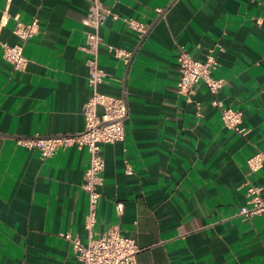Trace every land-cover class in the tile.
I'll list each match as a JSON object with an SVG mask.
<instances>
[{"label": "crops", "instance_id": "0c3cea01", "mask_svg": "<svg viewBox=\"0 0 264 264\" xmlns=\"http://www.w3.org/2000/svg\"><path fill=\"white\" fill-rule=\"evenodd\" d=\"M104 3L113 16L100 30L107 75L100 91L125 95L128 118L125 141L101 146L104 183L92 235L119 228L136 241L137 264H264V217L238 215L248 183L264 196V166L250 175L247 165L264 155V0ZM88 12L86 0H0L1 44L19 42L17 21L39 22L24 71L0 47V264H81L66 235L89 242L81 189L88 151L74 145L42 160L17 144L84 130ZM125 19L149 27L143 41ZM109 45L133 51L130 64ZM180 48L197 60L215 52L214 75L226 81L218 98L243 113L246 136L223 127L204 84L190 100L178 93Z\"/></svg>", "mask_w": 264, "mask_h": 264}, {"label": "built area", "instance_id": "2783aa9c", "mask_svg": "<svg viewBox=\"0 0 264 264\" xmlns=\"http://www.w3.org/2000/svg\"><path fill=\"white\" fill-rule=\"evenodd\" d=\"M86 1L89 3V12L83 21L87 27L83 50L88 55L86 65L89 71L88 86L91 95L82 111L85 128L82 132L72 136L41 137L36 135L31 138H19L17 144L29 150L37 149L42 160L51 158L60 148L74 145L84 147L90 155V166L84 173L81 189L88 199L85 226L91 235L87 245L82 244L77 237L71 238L70 235H66V238L72 241L74 252L81 264H137L136 257L140 249L134 239L121 235L119 228L110 229L107 233L97 237L92 235L96 225L97 207L102 197L100 188L104 183L105 160L101 153V146L125 141L128 105L125 95L113 97L100 91L107 77L99 64L100 48L104 45L100 30L105 21L113 16L112 10L105 5L104 0ZM177 1L172 0V2ZM165 11V9H156L159 15H164ZM124 21L138 33L141 41L148 35L150 29L143 23L133 19ZM38 32L37 19L28 24L17 21L13 34L18 37L19 42L12 46L0 43L4 59L11 64L14 70L24 71L26 69L28 59L25 56V47ZM108 51L125 65H129L134 56L133 51L111 45L108 46ZM178 63V93L190 100L196 87L204 84L212 96V105L220 110L223 127L241 136H246L248 131L241 128L243 113L225 107L218 98L226 81L214 75L218 67L215 52L209 50L204 59L197 60L180 48ZM247 165L250 175L260 171L264 166V155L254 154L247 161ZM126 168L127 172L131 173L128 164ZM247 196L248 202L240 208L238 215L245 219L256 216L264 217L262 188L248 183Z\"/></svg>", "mask_w": 264, "mask_h": 264}]
</instances>
